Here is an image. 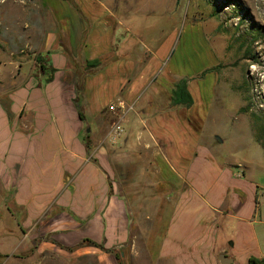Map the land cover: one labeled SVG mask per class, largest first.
Masks as SVG:
<instances>
[{
    "label": "crops",
    "instance_id": "obj_1",
    "mask_svg": "<svg viewBox=\"0 0 264 264\" xmlns=\"http://www.w3.org/2000/svg\"><path fill=\"white\" fill-rule=\"evenodd\" d=\"M29 1L24 30L5 40L14 49L0 93V221L14 218L12 257L24 255L13 264L264 259V199L244 165L221 164L204 140L201 95L189 87L193 106L174 105L168 78L182 73L156 79L158 64L141 62L113 4ZM113 114L127 129L108 146Z\"/></svg>",
    "mask_w": 264,
    "mask_h": 264
},
{
    "label": "rangeland",
    "instance_id": "obj_2",
    "mask_svg": "<svg viewBox=\"0 0 264 264\" xmlns=\"http://www.w3.org/2000/svg\"><path fill=\"white\" fill-rule=\"evenodd\" d=\"M103 1L113 4L124 32L133 35L141 62L158 64L156 79L170 71L182 73L168 78L171 87L186 80L188 89L201 95L204 140L214 145L221 164L244 165L245 179L264 199V0ZM31 9L29 0H0V93L7 56L14 49L5 40L24 30ZM117 118L110 115L107 124ZM88 129L95 131L90 121ZM10 221H0V264L24 256L22 247L12 257L22 238L14 218ZM75 264L97 262L91 258Z\"/></svg>",
    "mask_w": 264,
    "mask_h": 264
},
{
    "label": "trees",
    "instance_id": "obj_3",
    "mask_svg": "<svg viewBox=\"0 0 264 264\" xmlns=\"http://www.w3.org/2000/svg\"><path fill=\"white\" fill-rule=\"evenodd\" d=\"M37 59H38V62L43 61L40 56H38ZM114 59H115V56L113 54H109L99 59L88 61L86 63L84 75L86 76L89 73L100 69L101 67L113 61ZM82 99H83V87H79L78 95L75 100V104L77 106V109L79 110L81 119H84V112H83L84 106L82 105ZM173 103L174 105H181V106H187V107L193 106L194 99L188 89V84L186 80H183L176 85V88L173 92ZM248 264H264V259H257V258L252 257L249 259Z\"/></svg>",
    "mask_w": 264,
    "mask_h": 264
},
{
    "label": "built area",
    "instance_id": "obj_4",
    "mask_svg": "<svg viewBox=\"0 0 264 264\" xmlns=\"http://www.w3.org/2000/svg\"><path fill=\"white\" fill-rule=\"evenodd\" d=\"M124 134H125V129H124L122 123L120 121H117L112 125V129L109 133L107 140L112 145H118L121 142Z\"/></svg>",
    "mask_w": 264,
    "mask_h": 264
},
{
    "label": "water",
    "instance_id": "obj_5",
    "mask_svg": "<svg viewBox=\"0 0 264 264\" xmlns=\"http://www.w3.org/2000/svg\"><path fill=\"white\" fill-rule=\"evenodd\" d=\"M91 131V129H88L87 132L89 133ZM220 262L221 264H232V260H230L228 257H227V253H223L220 257Z\"/></svg>",
    "mask_w": 264,
    "mask_h": 264
},
{
    "label": "bare ground",
    "instance_id": "obj_6",
    "mask_svg": "<svg viewBox=\"0 0 264 264\" xmlns=\"http://www.w3.org/2000/svg\"><path fill=\"white\" fill-rule=\"evenodd\" d=\"M263 15V14H262ZM264 16V15H263Z\"/></svg>",
    "mask_w": 264,
    "mask_h": 264
}]
</instances>
